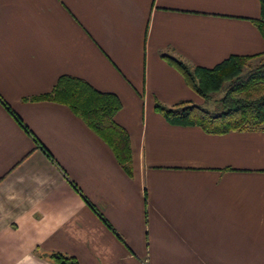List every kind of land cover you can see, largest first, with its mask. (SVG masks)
Segmentation results:
<instances>
[{"label": "crops", "instance_id": "obj_1", "mask_svg": "<svg viewBox=\"0 0 264 264\" xmlns=\"http://www.w3.org/2000/svg\"><path fill=\"white\" fill-rule=\"evenodd\" d=\"M260 0H0V264H264V130L208 133L154 109L201 97L162 53L264 56ZM114 93L125 169L64 103Z\"/></svg>", "mask_w": 264, "mask_h": 264}, {"label": "trees", "instance_id": "obj_2", "mask_svg": "<svg viewBox=\"0 0 264 264\" xmlns=\"http://www.w3.org/2000/svg\"><path fill=\"white\" fill-rule=\"evenodd\" d=\"M260 7V17L253 22L264 39V0H260ZM258 55L232 54L209 68L190 65L179 57L162 53L203 102L183 100L166 105L156 101L154 109L170 122L198 125L208 133L264 130V62L255 65L251 62ZM210 90L223 92L213 109L206 105ZM35 98L66 104L107 143L118 162L129 169L131 148L128 133L114 120L121 106L114 93L99 91L81 78L61 75L50 92ZM51 257L56 264H78L73 256L52 253Z\"/></svg>", "mask_w": 264, "mask_h": 264}, {"label": "rangeland", "instance_id": "obj_3", "mask_svg": "<svg viewBox=\"0 0 264 264\" xmlns=\"http://www.w3.org/2000/svg\"><path fill=\"white\" fill-rule=\"evenodd\" d=\"M261 63V62H264V56H262V57H260V58H258L257 60H254L253 62H252V64H258V63ZM223 94V92H220V91H217V90H210V91H208V99H209V101L207 102V107L209 108V109H213V108H215V106H216V104H217V102H218V99L220 98V96ZM201 99H202V97H201ZM202 102H203V100H202Z\"/></svg>", "mask_w": 264, "mask_h": 264}]
</instances>
